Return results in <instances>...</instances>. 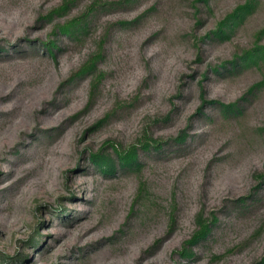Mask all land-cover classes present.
<instances>
[{
  "label": "rangeland",
  "instance_id": "374dc122",
  "mask_svg": "<svg viewBox=\"0 0 264 264\" xmlns=\"http://www.w3.org/2000/svg\"><path fill=\"white\" fill-rule=\"evenodd\" d=\"M0 264H264V0H0Z\"/></svg>",
  "mask_w": 264,
  "mask_h": 264
},
{
  "label": "trees",
  "instance_id": "16d2710c",
  "mask_svg": "<svg viewBox=\"0 0 264 264\" xmlns=\"http://www.w3.org/2000/svg\"><path fill=\"white\" fill-rule=\"evenodd\" d=\"M63 31H64V33H70L71 32V30L68 28H65ZM119 159H120V163L124 166L134 167L135 165H138L139 158H138L137 149H134L129 154L121 156ZM92 161L95 163L94 165L96 167H101V168L105 167L103 170L105 173H113L115 171V166L113 165V161L111 160V158L108 155H106V156H100V155L99 156H93ZM210 231H211L210 227H208L206 225L202 226V230L200 231L199 236H197L195 242H197L200 239L207 237V235L210 233Z\"/></svg>",
  "mask_w": 264,
  "mask_h": 264
}]
</instances>
